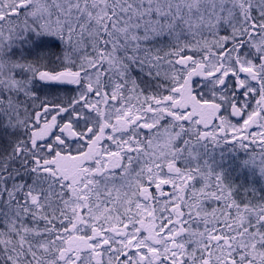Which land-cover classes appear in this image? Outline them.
I'll return each instance as SVG.
<instances>
[{
    "label": "snow or ice",
    "instance_id": "obj_1",
    "mask_svg": "<svg viewBox=\"0 0 264 264\" xmlns=\"http://www.w3.org/2000/svg\"><path fill=\"white\" fill-rule=\"evenodd\" d=\"M0 264H264V0H0Z\"/></svg>",
    "mask_w": 264,
    "mask_h": 264
}]
</instances>
